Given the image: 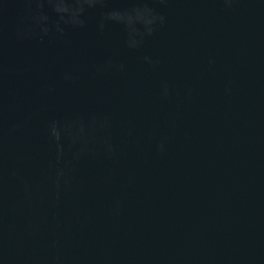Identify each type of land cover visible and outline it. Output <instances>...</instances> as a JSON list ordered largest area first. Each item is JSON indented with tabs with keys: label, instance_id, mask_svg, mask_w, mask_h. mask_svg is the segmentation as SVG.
<instances>
[{
	"label": "water",
	"instance_id": "95a60500",
	"mask_svg": "<svg viewBox=\"0 0 264 264\" xmlns=\"http://www.w3.org/2000/svg\"><path fill=\"white\" fill-rule=\"evenodd\" d=\"M0 264H264V0H0Z\"/></svg>",
	"mask_w": 264,
	"mask_h": 264
}]
</instances>
